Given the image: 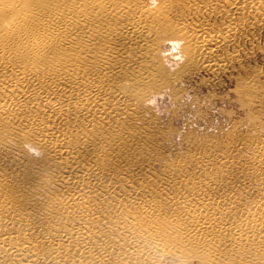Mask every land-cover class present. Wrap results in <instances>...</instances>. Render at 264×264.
<instances>
[{
    "label": "bare ground",
    "instance_id": "1",
    "mask_svg": "<svg viewBox=\"0 0 264 264\" xmlns=\"http://www.w3.org/2000/svg\"><path fill=\"white\" fill-rule=\"evenodd\" d=\"M224 2L222 13L236 12L239 20L224 21L223 33L264 20V0ZM4 5L0 141L32 140L57 171L38 174L36 184L55 186L56 192L33 211L29 176L6 172L0 162V258L8 264H158L170 251L189 254L197 264H264V200L256 215L236 218L219 196H208L203 174L178 173L207 152L163 168L170 175L156 182L177 191L161 199L150 193L146 200L145 191L137 192L145 184L125 186L117 177L119 170L141 168L147 154L141 130L124 125L125 94L139 98L163 87L157 67L146 65L152 59L149 42L159 28H175L169 12L186 9V3L165 0L151 11L130 0ZM204 25L189 31L182 24L177 32L189 57L195 61L200 54L211 66L204 57L226 34L216 40ZM248 89L244 93L253 94ZM113 190L126 197L102 198Z\"/></svg>",
    "mask_w": 264,
    "mask_h": 264
},
{
    "label": "rangeland",
    "instance_id": "2",
    "mask_svg": "<svg viewBox=\"0 0 264 264\" xmlns=\"http://www.w3.org/2000/svg\"><path fill=\"white\" fill-rule=\"evenodd\" d=\"M10 1L16 6L28 0H0V6L4 8ZM130 1L151 11L165 0ZM178 1L186 3V9L171 8L169 20L175 28H159L149 42L152 59L146 65L157 67L156 76L165 84L139 98L125 94L124 125L141 130L140 142L147 154L142 157L141 168L119 170L117 177L125 186L145 184L147 191L143 188L137 191H145L144 199H150V193L161 199L177 191L172 186L164 189L166 184L156 182V178L162 180L170 175L163 168L207 152L205 158L192 163L193 167L186 166L178 173L188 177L203 174L208 178V196H219L222 206L227 204L232 208V216L241 218L252 211L256 215L261 211L258 204L264 200V20L258 19L254 25L246 22L247 25L239 28L236 25L235 33H223L224 21L239 20L236 12L222 13L224 0ZM202 23L209 25L207 32L215 34L216 40L226 34L204 57L212 62L211 66L205 65L200 54L192 60L186 39L177 32V26L182 24L186 30L194 31L204 27ZM248 87L254 89L250 90L253 94L244 93ZM32 142L1 140L0 162L6 172L29 176L27 197L30 210L36 211L37 202L56 192L55 186L36 184L38 174H53L57 169L47 165L46 154ZM147 176L154 178V181L148 179L151 184L145 182ZM116 196L118 192L113 190L102 198L113 201ZM123 197L126 196L117 198ZM167 229L163 225V230ZM146 231L144 226L138 229L141 234ZM0 264H8V260L0 258ZM158 264H197V259L189 254L165 251Z\"/></svg>",
    "mask_w": 264,
    "mask_h": 264
},
{
    "label": "clouds",
    "instance_id": "3",
    "mask_svg": "<svg viewBox=\"0 0 264 264\" xmlns=\"http://www.w3.org/2000/svg\"><path fill=\"white\" fill-rule=\"evenodd\" d=\"M153 3H155V0H153Z\"/></svg>",
    "mask_w": 264,
    "mask_h": 264
}]
</instances>
